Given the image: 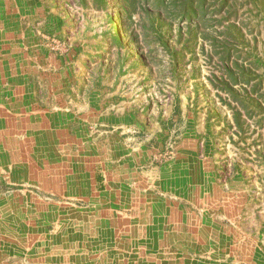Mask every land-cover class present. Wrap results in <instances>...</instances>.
<instances>
[{"label": "rangeland", "instance_id": "1", "mask_svg": "<svg viewBox=\"0 0 264 264\" xmlns=\"http://www.w3.org/2000/svg\"><path fill=\"white\" fill-rule=\"evenodd\" d=\"M43 9L76 21L86 49L103 47L91 66L93 85L65 86L63 100L52 95L55 87L45 86L41 104L63 111L66 155L84 152L77 145L72 149L69 141L80 132L95 150L123 144L126 157L128 149L140 157L139 172L166 173L184 157H192L203 163L215 180L213 186L264 205V0H45ZM120 24L124 28L116 34ZM48 40L53 51L69 48L54 36ZM89 56L80 54L81 81L87 76ZM102 170L97 163V195L105 190ZM26 189L38 195L40 187L0 178V195ZM56 200L59 205L73 204L70 199ZM100 201L106 199H97L96 206ZM262 220L258 212L251 217L252 223ZM101 226H49L45 238L53 244L43 252L59 257L61 264H120L124 255L119 251L131 241ZM3 232V242L15 243L14 252L13 245L2 246L10 255H40L34 229H13L9 237ZM27 233L31 246L23 239ZM126 248L131 251L132 245ZM228 248L227 254L232 250ZM259 248L264 252V246ZM246 254L235 261L234 250L222 264H249L252 255Z\"/></svg>", "mask_w": 264, "mask_h": 264}, {"label": "crops", "instance_id": "2", "mask_svg": "<svg viewBox=\"0 0 264 264\" xmlns=\"http://www.w3.org/2000/svg\"><path fill=\"white\" fill-rule=\"evenodd\" d=\"M44 4L45 0H0V169L5 173L0 178L40 187L38 195L30 189L0 195V230L9 237L13 229H34L41 246L39 256L25 254L17 259L2 248L13 245L14 252L15 243L3 242L1 235L0 264H61L59 257L43 250L53 244L45 238L49 226L64 229L65 223L74 227L97 223L119 239L131 241L119 251L124 255L120 264H222L234 250L235 261L249 252V264H264L259 248L264 246V205L257 206L254 199L245 201L240 192L213 186L215 180L200 160L184 157L166 173L139 172L140 157L130 149V158L126 157L123 144L113 148L105 143L103 150H95L80 132L69 141L71 148L77 145L84 150L83 156L65 154L63 111L41 104L45 86L55 87L52 95L63 100L65 86L93 85L91 66L103 47L86 49L78 23L67 22L58 12L49 14ZM53 36L69 48L53 51L48 45ZM80 54L94 55L92 60L87 57V76L82 81ZM97 163L103 167L102 195L96 190ZM6 197L7 201L1 200ZM67 199L73 204L54 203ZM97 199L106 202L96 206ZM256 212L263 217L259 224L251 222ZM25 236L31 246L32 239L28 233ZM128 245L131 251H126ZM229 246L232 250L227 254Z\"/></svg>", "mask_w": 264, "mask_h": 264}, {"label": "trees", "instance_id": "3", "mask_svg": "<svg viewBox=\"0 0 264 264\" xmlns=\"http://www.w3.org/2000/svg\"><path fill=\"white\" fill-rule=\"evenodd\" d=\"M124 27H123V24H120V26L119 27H115L114 28V30H115V32H116V34H120L122 31V29H123Z\"/></svg>", "mask_w": 264, "mask_h": 264}]
</instances>
